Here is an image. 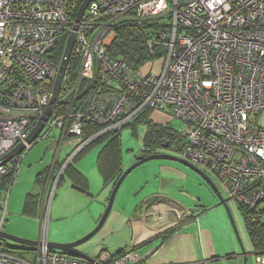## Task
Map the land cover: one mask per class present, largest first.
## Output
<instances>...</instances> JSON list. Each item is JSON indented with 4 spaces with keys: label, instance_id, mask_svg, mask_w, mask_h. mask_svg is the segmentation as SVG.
Returning <instances> with one entry per match:
<instances>
[{
    "label": "built area",
    "instance_id": "built-area-1",
    "mask_svg": "<svg viewBox=\"0 0 264 264\" xmlns=\"http://www.w3.org/2000/svg\"><path fill=\"white\" fill-rule=\"evenodd\" d=\"M171 16L170 32L146 35L150 49L167 48L160 75L134 71L113 58L121 22ZM69 0H0V158L25 142L49 107L59 66L54 52L71 33ZM80 69L66 73L47 133L77 141L42 202L38 246L31 259L14 255L0 237V264H87L52 249L51 206L65 169L104 134L133 127L147 110L180 120V156L216 176L237 205L264 203V0H92L76 31ZM60 100V103H58ZM66 105L63 113L58 108ZM58 106V107H57ZM57 107V111L54 110ZM100 130L85 136V125ZM63 144V142H62ZM20 158L0 167L2 183ZM9 190H6V195ZM264 210V209H263ZM264 264V252L256 254ZM101 264H140L131 247Z\"/></svg>",
    "mask_w": 264,
    "mask_h": 264
},
{
    "label": "crops",
    "instance_id": "crops-1",
    "mask_svg": "<svg viewBox=\"0 0 264 264\" xmlns=\"http://www.w3.org/2000/svg\"><path fill=\"white\" fill-rule=\"evenodd\" d=\"M57 131L58 137L54 135V140H51L50 144L42 142L50 139V136L44 137L21 156L22 162L28 159V156L38 144L44 146V153L31 159L29 163L30 170L34 169L35 173L38 171L35 176V183L40 186L41 193L34 186L32 190L26 193L23 202L20 198L8 202L11 187L7 194L8 206L6 212L10 211L11 216H13L12 221L14 222L10 228L17 235L31 236L32 234L29 232L32 231V223L29 222L33 221L36 222L35 230L38 231L39 237V218L42 202L51 190L54 175L59 173L61 166L77 146L76 140H71V143L67 146L62 145L63 132ZM118 134L120 143L118 145L116 142V149L114 148L115 143L111 141L114 135L93 146L90 145L89 147H92L85 154L83 152L87 148L83 150L69 165L71 166L69 171L65 172V175L63 174L61 183L55 190L51 206L50 226H53L52 234L58 236V238L53 239L54 242H74L92 232L102 219L115 183L126 171L123 167L121 131H118ZM98 146L101 148L95 158L96 172L98 171L103 179L104 189L107 192L106 200L103 199V202L102 200L99 202L95 197L90 186L89 174L79 166L82 158ZM62 148H65L66 152L60 156ZM159 149H162V152H157ZM144 152L145 147L135 156L133 163L137 161L139 156L145 154ZM166 152L173 153L169 148L165 150L161 147L155 148L152 154ZM51 153L53 155L52 161L48 159ZM62 157H65V160ZM164 164L157 165L158 170L154 167L157 172L153 174L152 179L147 178L139 185V188L145 190L144 192L135 195V197L132 195L126 197L124 193L121 207L113 213L104 232L105 236L113 232H120V234H123V239L119 237L114 244L104 245L100 253L92 257L99 259L104 256H115L122 249L127 251L131 247H138L137 251L141 256L140 264H214V262L235 260L242 257V255L238 256L235 253L230 254V250L216 242L214 232L206 224L203 217L205 208L202 206L199 208L201 198L199 199L190 192V189H194L193 187L196 188V186L199 187V184L202 187L205 186L204 183H195L194 186H191L190 175L187 169L184 168L186 166L183 165L184 167H182L175 164V162H172L171 165ZM21 168L19 167L18 172L21 171ZM92 173L94 174L95 171ZM184 177L187 178L186 182ZM133 186V183L130 184V188ZM4 189L7 190V187ZM94 204H99V208L93 212ZM87 209L90 210L92 215L86 217L84 224L77 230L74 238L67 239L68 234L65 225L59 228L58 222L67 219L70 215L84 213ZM169 229H174V234L165 240L162 235Z\"/></svg>",
    "mask_w": 264,
    "mask_h": 264
},
{
    "label": "rangeland",
    "instance_id": "rangeland-1",
    "mask_svg": "<svg viewBox=\"0 0 264 264\" xmlns=\"http://www.w3.org/2000/svg\"><path fill=\"white\" fill-rule=\"evenodd\" d=\"M165 22V21H163ZM162 60H156L154 63H150L146 65L145 67L142 68V72L144 74H150L153 72L155 75H160L162 71ZM64 108L66 109L67 106L63 105ZM60 112L62 113L63 111L60 109ZM152 121L154 124H159V125H169L170 128H172L174 131H179L182 128V123L180 120L173 118L166 113L160 112V111H155L152 114ZM148 130V125L147 124H137L135 127H127L121 129V139H122V156H123V167L125 169H129L134 163V158L139 152L145 147L144 146V140L145 136ZM58 137V131L54 130L53 132L50 133V139L43 140L45 144H50L51 140H54L53 136ZM41 142V143H42ZM42 145H37L35 150L28 156V159L23 160L20 162L19 167L21 168L20 172H17L16 177H15V183L12 185L7 186V190L10 189L11 191L8 195V202L10 201H16V200H23L25 199L26 193L34 186H36L38 192L41 193L40 186L35 183V176L36 172L35 170H30V160L35 158L36 156H40L41 154L44 153ZM56 147V146H55ZM101 147H95L93 150H90L80 161V168L84 170L87 174H89V179H90V186L92 188V191L94 192L95 197L98 199L100 202L103 199L104 201L106 200V190L104 189V184H103V179L101 178L100 174L98 171L96 172V154L98 150H100ZM66 152L65 148H62L60 156H62ZM157 152H162V149L157 150ZM170 153V152H167ZM175 157L183 159L179 153H170ZM25 157V156H23ZM63 159L65 157H62ZM48 159L50 161L53 160V155L52 153L48 156ZM65 160V159H64ZM161 163H165L171 165L172 162L169 161H163V160H152L147 163H144L143 165L139 166L137 169H135L130 176L126 179L124 184L122 185L121 189L119 190L115 204L113 207V210L105 224V226L102 228V230L97 233L93 238H91L89 241L81 245L79 248L91 255V256H97L104 245L106 246L108 243L114 244L117 238L122 237L123 239V234H120V232H113L105 236L104 232L107 227L108 222L110 221V218L112 217L113 213L118 210L121 207L122 199L124 196V193L126 194V197L128 196H133L141 194L145 190H142V188H139V185L147 178L152 179L153 174L156 173L158 170L157 165H160ZM182 167L183 165L176 163ZM155 167V169H154ZM188 173H189V181L191 186H194L195 183H204L205 186L202 187L201 184H199V187L196 186L193 187L194 189H190L191 194H195L196 197L201 198V201L199 202L200 207L205 208V211L203 212V217L206 221V224H208L209 228L214 232L216 242H218L221 246L225 247L226 249L230 250V254L235 253L236 255H242V248L241 244L239 242V239L237 238V235L233 229V226L230 222L229 215L226 211V208L224 205L221 204L220 199L215 195L213 192L212 188L202 179L201 176L198 175L195 171L192 169L186 168ZM19 169V168H18ZM203 170V169H202ZM95 171L93 174L92 172ZM211 179L214 181L218 189L220 190L224 200H228V206L231 210V213L233 215V218L236 222L239 235L241 238V242L244 248V253L246 254V257L242 256L240 258H237L235 260H224L221 262H214V264H256V257L255 253L253 252L251 242L248 237V231L246 229V225L244 223V219L242 216L241 211L238 208V205L232 201L229 197V195L221 188L219 180L216 178V176L206 172L203 170ZM186 175V173H185ZM186 179L184 177V181L186 182ZM67 181V179H65ZM134 184L132 188H130V184ZM129 189V191H127ZM2 198L5 200L7 199L6 195V190L2 191ZM109 197V196H108ZM8 206V204H7ZM99 208V204H94L93 206V212ZM261 210L264 209V203L260 205ZM20 209H21V203H20ZM203 210V209H202ZM105 212V211H104ZM92 213L90 210H86L84 213L80 214H75V215H70L67 219L58 222V227H62L65 225L66 233L68 234L67 239L74 238L77 230L82 227V225L85 222V219L87 216H91ZM12 217L9 212H6L5 210L0 209V230L1 232H5L8 234L15 235L17 237H23L20 235H17L11 228L10 226L13 224L14 221H12ZM91 220V218H90ZM29 223H32V231L29 233L32 234L29 237H23L27 238L29 240H34L36 241L38 239V231L35 230V223L33 221H30ZM262 223H264V219L262 220ZM53 232V226L49 228V241L51 243H59V242H54L53 239L58 238L57 235L52 234ZM62 237H66L65 235L59 234ZM28 236V235H27ZM85 237V236H84ZM83 238V237H82ZM80 238V239H82ZM79 240V239H78ZM77 241V240H76ZM10 245H17L13 242L8 241ZM75 242V241H74ZM65 244V243H61ZM19 246V245H17ZM31 259V258H29Z\"/></svg>",
    "mask_w": 264,
    "mask_h": 264
},
{
    "label": "trees",
    "instance_id": "trees-1",
    "mask_svg": "<svg viewBox=\"0 0 264 264\" xmlns=\"http://www.w3.org/2000/svg\"><path fill=\"white\" fill-rule=\"evenodd\" d=\"M180 1L184 3L186 0ZM69 2L72 5V21L75 23L77 12L84 0H69ZM170 23V15L146 18L141 22L135 20L121 22L115 28L116 36L112 45L108 48L109 55L116 59L123 58L127 62V64L136 72L142 71L143 67L150 63L153 64L154 61L158 59L162 60L163 62L164 58L166 57L167 48L165 46H158L155 49H150L147 45L146 35L149 33H155L157 35L161 31L170 32ZM69 35L70 33L62 35L60 42L56 47L53 59L57 65H60L62 61ZM80 65V56L73 52L68 67V74H72L73 78H75V74L80 69ZM58 103H60V100ZM57 107L55 109V112L57 111ZM60 109L63 112L65 111V108L63 106L61 108H58V113H61ZM154 112L155 110L152 109L147 110L144 114H142L140 120L134 125V127L137 124L148 125V130L144 140V153L147 156L152 155L155 148H161L162 144H168L170 151L179 153L184 146V139H182L178 135L177 131H174L172 128H170L169 125L154 124V122L152 121V114ZM99 130L100 129L98 127L86 124L84 133L85 136H89L92 133L94 134L98 132ZM112 135L114 136L111 141L112 143H115L114 148L116 149V142L118 145L120 143L118 131L114 132L113 134H104L103 136L95 140L91 145L93 146L94 144L102 141L103 139H106L107 137H112ZM91 147H87V150L85 149L86 151L83 152V154H85ZM70 167L71 166H68L65 169L64 175L65 172L69 171ZM14 181L15 179L13 174L5 177L2 183V189L6 188L8 184L12 185ZM238 208L242 213L253 252L255 254L264 252V223H262V220L264 219V210H261V208L258 207L255 209H250L240 205H238ZM173 234L174 229H169L168 231L163 233L162 238L167 240ZM5 245L14 255H18L26 259L32 258V256L35 255L34 248L17 246L14 244L10 245L8 241H5ZM135 249H138V247H135ZM125 252L126 251L122 249L113 257H119Z\"/></svg>",
    "mask_w": 264,
    "mask_h": 264
},
{
    "label": "water",
    "instance_id": "water-1",
    "mask_svg": "<svg viewBox=\"0 0 264 264\" xmlns=\"http://www.w3.org/2000/svg\"><path fill=\"white\" fill-rule=\"evenodd\" d=\"M91 1L92 0H84V2L82 3L81 7L79 8V10L77 12L76 20H75V23L73 26V31L68 38V41H67V44L65 47V51L63 54V58H62V61L60 63V66H59L58 76H57V79H56V82L54 85L53 95H52V99H51L49 107L45 111L41 121L37 124V126L29 134L28 138L26 139V143L18 144L6 156L0 158V167L5 166L9 162H11L14 158L21 156L26 150H28L30 148L28 146H31V145L36 143V141L40 138L41 134L43 133L44 129L46 128V124L52 115L53 107L57 103L58 97L60 95L64 78L66 77V73H67V70L69 67L70 59H71L72 54H73V48H74V44H75V40H76V31L78 29V25L80 24L84 14H85V11H86V9H87V7ZM152 160H163V161H172V162L180 163V164L186 166L187 168L192 169L193 171L198 173L199 176L202 177V179L212 188L214 193L218 196V198L221 201V204L225 206L226 211H227L229 218H230V222H231L233 229L237 235V238L239 239V242L241 244L242 256L245 257L246 254L244 253V248H243V245L241 242V238L239 235V231H238L236 222L233 218V215H232L231 210L227 204V201L224 200L220 190L218 189V187L216 186L214 181L211 179V177H209V175H207L205 172H203V170L201 168H199L198 166H196V165H194V164H192V163H190L184 159L175 157L172 154L167 153V152L166 153H155V154L148 155V156L143 154V155L139 156L137 161L120 176V178L117 180V182L114 186V189L112 191V194L110 196L107 209H106L102 219L100 220V222L98 223V225L96 226V228L92 232H90L88 235H86L82 239H79V240H77L75 242H71V243L61 244V243H51L50 242V247L52 249L61 251L63 253H67L71 256L80 258L86 262H89L92 264H101L94 257L83 252L79 247L81 245H83L84 243H86L87 241H89L91 238H93L105 226L107 219H108V217H109V215L113 209L117 194H118L122 184L127 179V177L135 169H137L139 166H141L144 163H147L149 161H152ZM0 237L7 240V241L13 242L19 246L37 247L38 243H39L38 239L36 241L29 240L27 238L17 237L15 235L8 234V233L1 232V231H0Z\"/></svg>",
    "mask_w": 264,
    "mask_h": 264
},
{
    "label": "bare ground",
    "instance_id": "bare-ground-1",
    "mask_svg": "<svg viewBox=\"0 0 264 264\" xmlns=\"http://www.w3.org/2000/svg\"><path fill=\"white\" fill-rule=\"evenodd\" d=\"M90 3H91V2H90ZM89 5H90V4H89ZM89 5H88V7H89ZM88 7H87V9H88ZM87 9H86V11H87ZM86 11H85V12H86ZM72 31H73V30H72ZM71 33H72V32H71ZM71 33H70V35H71ZM70 35H69V36H70ZM75 43H76V40H75ZM74 45H75V44H74ZM57 101H58V100H57ZM53 108H54V107H53ZM46 110H47V109H46ZM52 113H53V111H52ZM54 113H55V110H54ZM30 133H31V132H30ZM30 133H29V134H30ZM50 133H51V132H50ZM50 133H47V130H46V128H45L44 131H43V133L41 134L40 138H39L37 141H39L40 139H42V138H44V137H45V138H46V137H49ZM28 136H29V135H28ZM27 138H28V137H27ZM27 138H26V139H27ZM67 140L69 141V140H70V137H68V136H67V137L64 136V140H63V144H62V145H65V142H66ZM37 141H36V142H37ZM22 143H26V140H25V142H22ZM19 144H20V143H19ZM17 145H18V144H17ZM17 145H16V146H17ZM16 146H15V147H16ZM31 146H33V145H31ZM31 146H28V147H31ZM66 146H67V145H66ZM7 154H8V153H7ZM7 154H6V155H7ZM6 155H5V156H6ZM79 155H80V154H79ZM79 155H78V156H79ZM21 156H22V155H21ZM21 156H19V158H20V162H21V158H22ZM78 156H77V157H78ZM3 157H4V156H3ZM77 157H76V158H77ZM17 158H18V157H17ZM76 158H75V159H76ZM15 159H16V158H14L12 161H14ZM75 159H74V160H75ZM12 161H11V162H12ZM11 162H9V163H11ZM72 163H73V162H71L70 165H71ZM63 165H64V164H63ZM63 165L61 166V168L63 167ZM57 174H58V173H57ZM8 176H9V175H8ZM15 177H16V175H14V179H15ZM59 184H60V182H59ZM59 184H58V185H59ZM115 184H116V183H115ZM1 239H2L3 242L7 241V240H5V239H3V238H1ZM49 243H50V241H49ZM25 247H26V246H25ZM133 248H134V247H133ZM134 249H135V248H134ZM136 250H137V249H136ZM108 257H109V258H112V259H113V258H116V257H113V256H108ZM81 260H82V259H81ZM96 260L98 261L97 258H96ZM98 262H99V261H98Z\"/></svg>",
    "mask_w": 264,
    "mask_h": 264
},
{
    "label": "flooded vegetation",
    "instance_id": "flooded-vegetation-1",
    "mask_svg": "<svg viewBox=\"0 0 264 264\" xmlns=\"http://www.w3.org/2000/svg\"><path fill=\"white\" fill-rule=\"evenodd\" d=\"M162 148L166 150V149L169 148V145H168V144H162ZM56 174H57V173H56ZM56 174H55V175H56Z\"/></svg>",
    "mask_w": 264,
    "mask_h": 264
}]
</instances>
